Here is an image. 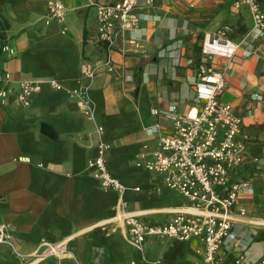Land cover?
Returning a JSON list of instances; mask_svg holds the SVG:
<instances>
[{
    "label": "crops",
    "instance_id": "0c3cea01",
    "mask_svg": "<svg viewBox=\"0 0 264 264\" xmlns=\"http://www.w3.org/2000/svg\"><path fill=\"white\" fill-rule=\"evenodd\" d=\"M47 1L0 0V46L14 50L12 56L0 55V69L10 73L15 91L21 80L40 84L29 106L17 103L15 95L0 106V222L9 228L17 251L29 254L41 242L64 241L70 256L34 264H142L128 260L116 242L130 246L124 227L110 222L117 193L99 186L87 166L96 155V130L102 127L101 138L109 145L107 169L127 188V211L139 213L146 225H157L168 221L175 208L189 206L163 187L161 176L138 166L137 155L143 147L153 150L158 136L169 132V105L182 113L191 107L203 38L227 26L228 38L241 46L232 58L213 57L209 64L224 73L218 100L241 119L239 137H248L249 157L261 159V169L246 163L237 176L249 180L253 191L244 220L261 225L235 224V238L217 258L219 264H230L237 254L248 264L264 259V37H249L248 8L235 10L234 0H155L139 7L136 13L148 17L139 25L144 31L137 45L126 43L123 56L113 51L112 72L99 67L89 79L82 66L106 55L105 46L95 43V11L86 0H59L67 10L57 21L47 17ZM257 1L264 12V0ZM123 74L132 80L125 82ZM51 81L63 89L87 88L90 116ZM41 123L54 129V139L41 134ZM165 239L149 238L144 246ZM195 242L183 243L196 248L203 263L197 252L203 247ZM144 246H130L143 261ZM15 263L10 250L0 246V264Z\"/></svg>",
    "mask_w": 264,
    "mask_h": 264
},
{
    "label": "built area",
    "instance_id": "2783aa9c",
    "mask_svg": "<svg viewBox=\"0 0 264 264\" xmlns=\"http://www.w3.org/2000/svg\"><path fill=\"white\" fill-rule=\"evenodd\" d=\"M87 7L95 11L96 40L103 44L106 55L96 60L93 65L86 62L82 66V74L93 78L96 68L105 67L112 72L113 58L111 54L118 49L125 55V44L137 45L144 29L140 23L147 15L136 13L139 7H150L155 0H120L104 4L99 0H86ZM240 6L248 8L253 26L249 37L253 40L264 37V12L257 0H234L233 7L238 11ZM47 17L62 21L67 8L59 0H48ZM230 29L227 26L207 33L201 45L203 56L197 66V75L193 79V99L186 112H179L176 105H169L166 117L170 122V130L158 137L156 147L148 151L143 147L137 155V165L155 175L162 177L163 187L176 192L190 202L189 206H180L172 211V217L164 224L146 225L140 214L127 211V203L123 199L127 188L110 174L106 165V152L109 145L101 138L103 129L96 130L97 144L95 157L87 163L93 170L94 177L104 190L117 193L115 222L124 227L126 241L132 247L142 250L149 238H171L179 242L196 240L203 247L197 250L205 264H219L218 252L222 247H229L235 238L234 225L247 222L251 226H260L256 222L244 220L247 217V203L252 200V185L247 179L240 180L238 175L246 163L258 171L262 167L261 159L249 157L247 150L248 137H239L241 119L238 118L227 103L218 100L225 89L224 73L217 71L209 61L213 57L232 58L241 46L228 38ZM138 33L137 36L131 33ZM12 56L14 50L6 44L0 46V55ZM125 82L131 76L123 74ZM12 77L5 69H0V106L5 105L11 96L22 106H29L33 95L39 93L38 82L21 80L17 82V90L12 86ZM51 87L75 99L76 107L90 116L91 98L87 88L63 89L55 81ZM152 114L158 116V111ZM159 132V127L156 126ZM139 191V188H134ZM0 246L7 247L13 254L15 264H34L48 258L61 259L70 256L66 242H41L38 249L29 254H21L16 249L6 224L0 222ZM152 264H161L159 260ZM230 264H248L242 255L237 254ZM253 264H264V259Z\"/></svg>",
    "mask_w": 264,
    "mask_h": 264
},
{
    "label": "rangeland",
    "instance_id": "374dc122",
    "mask_svg": "<svg viewBox=\"0 0 264 264\" xmlns=\"http://www.w3.org/2000/svg\"><path fill=\"white\" fill-rule=\"evenodd\" d=\"M195 241L196 240H192L190 242L194 243ZM116 242L118 243L119 249L128 255V260L139 259V262L142 264L152 263L156 259L161 260L163 264H203L200 262L198 254H196V248L188 247L185 243H180L174 239L159 240L149 245H143L144 261L141 259V252L137 249L131 248L124 243L122 244L121 242ZM196 245L199 249V244Z\"/></svg>",
    "mask_w": 264,
    "mask_h": 264
},
{
    "label": "water",
    "instance_id": "95a60500",
    "mask_svg": "<svg viewBox=\"0 0 264 264\" xmlns=\"http://www.w3.org/2000/svg\"><path fill=\"white\" fill-rule=\"evenodd\" d=\"M41 134L45 135L49 139H54L56 137V133L54 129L48 124L41 123Z\"/></svg>",
    "mask_w": 264,
    "mask_h": 264
},
{
    "label": "bare ground",
    "instance_id": "6f19581e",
    "mask_svg": "<svg viewBox=\"0 0 264 264\" xmlns=\"http://www.w3.org/2000/svg\"><path fill=\"white\" fill-rule=\"evenodd\" d=\"M111 223L115 222V220L113 219L112 221H110Z\"/></svg>",
    "mask_w": 264,
    "mask_h": 264
},
{
    "label": "trees",
    "instance_id": "16d2710c",
    "mask_svg": "<svg viewBox=\"0 0 264 264\" xmlns=\"http://www.w3.org/2000/svg\"><path fill=\"white\" fill-rule=\"evenodd\" d=\"M254 156H256V155H254Z\"/></svg>",
    "mask_w": 264,
    "mask_h": 264
}]
</instances>
